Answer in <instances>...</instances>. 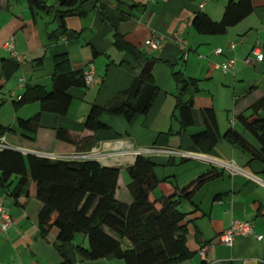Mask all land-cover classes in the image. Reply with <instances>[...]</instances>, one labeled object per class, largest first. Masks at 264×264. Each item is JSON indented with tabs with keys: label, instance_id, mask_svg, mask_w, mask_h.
Wrapping results in <instances>:
<instances>
[{
	"label": "crops",
	"instance_id": "0c3cea01",
	"mask_svg": "<svg viewBox=\"0 0 264 264\" xmlns=\"http://www.w3.org/2000/svg\"><path fill=\"white\" fill-rule=\"evenodd\" d=\"M42 1L52 8L51 13L30 9L28 0H0V59L12 58L4 49L11 39L15 51L25 58L0 94L6 96L0 106L12 104L14 113L10 124L0 118V125L16 128L19 119L29 120L40 113L38 103L24 106L19 111L15 110L14 103L28 86H42L52 91L53 58L56 55L68 53L75 71L87 73L93 66L95 78L90 87L70 91L73 102L67 117L42 114L36 143L22 139L20 134L6 137L8 145L26 157L78 152L74 144L57 140L56 129L68 131L75 141L93 137L94 134L84 128L91 107L106 106L118 94L130 89L139 75L132 57L115 48L114 29L103 20L94 0H86L80 4L78 14L65 18L66 29L76 35L70 40L62 36L64 30L58 13L64 9L59 8L58 0ZM213 1L207 0L203 9L200 5L204 0L105 1L110 15L116 18L128 16L119 25L126 41L159 60L154 77L161 94L150 114L139 117L133 124L124 118L103 116L110 131L98 133L93 149L115 154L157 147L197 154L191 159L164 155L148 157L155 165L156 177L168 182L161 184L151 195L152 201L163 194H172L175 191L172 185L182 189L210 171L222 173L221 178L209 182L191 201H184L181 206L188 223L187 246L194 253L191 260L182 264H264V164L253 161L248 153L224 139L213 154L194 151L191 141L194 135L204 131L202 111L214 110L222 136L234 129L258 147L236 118L252 116V106L264 97V60L252 65L245 63L256 45H261L264 53V0H253V13L230 28L226 35L198 34L192 27L194 16L202 12L220 22L230 0ZM133 5L139 7L132 8ZM53 34L59 38L57 41L51 39ZM151 38L162 41V48L151 50L147 44ZM179 39L189 53L185 62L181 61ZM231 44L236 46L235 49ZM219 48L224 49L223 55L216 53ZM229 59L236 60V70L225 74L219 66ZM173 70L199 81V92L193 96L195 125L182 132L180 123L173 118L179 91ZM258 117L264 120V109ZM137 158L131 154L122 155L102 163L104 167L121 170L117 198L128 203L131 197L127 186L131 179L127 171ZM10 193L7 188L0 187V201L13 219L8 228L0 227V264H62L55 249L58 231L52 230L46 239L40 236L38 216L43 206L36 198L35 183L30 185V198H21L18 204ZM157 207L160 209L161 205ZM234 220L253 222L256 234L263 239L239 237L232 247L225 245L221 236ZM78 241L77 244L88 246L86 237L80 236ZM202 247H205V257L201 255ZM75 264L125 263L119 260L94 262L78 257Z\"/></svg>",
	"mask_w": 264,
	"mask_h": 264
},
{
	"label": "trees",
	"instance_id": "16d2710c",
	"mask_svg": "<svg viewBox=\"0 0 264 264\" xmlns=\"http://www.w3.org/2000/svg\"><path fill=\"white\" fill-rule=\"evenodd\" d=\"M94 1L103 20L114 29L115 48L132 57L139 75L130 89L118 94L106 106L91 107L84 128L92 132L93 137L75 141L68 131L56 129L57 140L74 144L82 153L92 151L97 144L98 133L110 131L102 120L103 116L124 118L133 124L139 117L150 114L161 94L154 77L159 60L141 52L119 31L120 23L128 16L116 18L107 11L106 0ZM85 2L58 0L59 8L64 9L58 13L64 30L62 36L68 40L76 35L66 29L65 18L78 14L80 4ZM28 4L34 11L52 12V8L42 0H28ZM131 7L138 8L139 5ZM253 11V0H230L222 21L215 22L200 12L194 16L192 27L201 35L223 36ZM51 39L57 41L59 38L53 34ZM53 59L52 91L42 86H28L21 100L14 103L16 111L38 103L40 113L29 120L19 119L16 128L0 125V139L20 134L22 139L36 143L42 114L67 117L73 102L70 91L87 88L86 72L73 70L68 53L56 55ZM181 61H184L183 55ZM19 68L20 63L13 58L0 59V93ZM172 75L179 90L173 118L180 123L182 132L195 125L193 96L199 92V81L186 78L182 72L175 70ZM251 109L252 116L239 115L236 120L258 147L234 129L222 136L214 110H204V131L191 138L194 151L213 154L218 143L224 139L248 153L253 161L264 164V120L258 117L264 109V97ZM154 168L152 161L142 156L128 168L131 179L127 186L131 197L128 203L117 198L120 169L104 167L95 160L69 162L26 157L15 149H5L0 151V187L10 190L11 197L18 204L21 198H30V185L33 182L36 184V198L43 206L38 216L40 236L46 239L52 230L58 231L55 249L62 258V264H75L78 257L94 262L119 260L125 264H182L191 260L194 253L187 246L188 223L181 206L184 201H191L195 193L209 182L221 178L222 173L210 171L182 189L170 183L175 191L152 201L151 195L161 184L168 183L156 177ZM80 236L86 237L87 247L76 243Z\"/></svg>",
	"mask_w": 264,
	"mask_h": 264
},
{
	"label": "built area",
	"instance_id": "2783aa9c",
	"mask_svg": "<svg viewBox=\"0 0 264 264\" xmlns=\"http://www.w3.org/2000/svg\"><path fill=\"white\" fill-rule=\"evenodd\" d=\"M207 0H204V2L200 5V8H204V4ZM150 2L154 3L155 0H150ZM180 43V49L182 51L183 60L184 62L188 58V50L186 48V45L179 39ZM148 47L151 50H159L162 48L163 43L160 40H156L155 38H151L148 41ZM235 45L231 44V48L235 49ZM4 49L11 55L13 59H15L20 64L25 62V58L21 55H19L15 51V43L14 40L11 39L9 42H7L4 46ZM216 53L218 55L224 54V49L219 48L216 50ZM264 60V53L263 48L261 45H256L252 51L251 57L247 58L245 63L247 65H252L254 62H262ZM219 68L225 73V74H231L234 73L236 70V60L229 59L227 62L223 63L219 66ZM95 78V70L93 66H90L87 73H86V85L87 87H90L91 84L94 82ZM24 82V80H21V83ZM18 100H21V97L18 98ZM5 149H15L8 145L6 138L0 139V151ZM17 150V149H15ZM134 155L136 157L142 156V157H150L152 155H164L169 158H181V159H191L196 158L197 154H194L189 151H183L179 149H170V148H157V147H147V148H138L135 150H124L117 152L115 154H106L100 152L98 149H93L91 152L82 153V152H75L71 154H63V155H55V154H48L45 155L44 158L51 159V160H62V161H69V162H80V161H90L95 160L99 163L105 164L109 158L115 157V156H122V155ZM13 223V219L10 215L9 209L4 205L3 201H0V227L3 229L8 228ZM239 237H256L259 240H262L263 237L256 234L255 225L251 221H240V220H234L232 221L230 227L222 234L221 239L223 243L227 246L232 247ZM201 255L205 257V251L203 250L201 252Z\"/></svg>",
	"mask_w": 264,
	"mask_h": 264
},
{
	"label": "rangeland",
	"instance_id": "374dc122",
	"mask_svg": "<svg viewBox=\"0 0 264 264\" xmlns=\"http://www.w3.org/2000/svg\"><path fill=\"white\" fill-rule=\"evenodd\" d=\"M214 2L215 1L212 0L211 3H214ZM4 98H6V96H0V103H2V99H4ZM7 99H9V97H7ZM12 111H13L12 110V104H10L9 106H0V118H2L4 120L5 124H10V121L12 120V116L14 114ZM10 136H12V135H10ZM29 190H30V188H29ZM77 241H78V238H77ZM77 241H76V243H77Z\"/></svg>",
	"mask_w": 264,
	"mask_h": 264
}]
</instances>
